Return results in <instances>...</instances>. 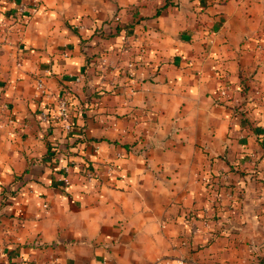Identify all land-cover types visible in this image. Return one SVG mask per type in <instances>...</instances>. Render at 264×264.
I'll return each mask as SVG.
<instances>
[{"label":"crops","instance_id":"0c3cea01","mask_svg":"<svg viewBox=\"0 0 264 264\" xmlns=\"http://www.w3.org/2000/svg\"><path fill=\"white\" fill-rule=\"evenodd\" d=\"M0 264H264V0H0Z\"/></svg>","mask_w":264,"mask_h":264},{"label":"built area","instance_id":"2783aa9c","mask_svg":"<svg viewBox=\"0 0 264 264\" xmlns=\"http://www.w3.org/2000/svg\"><path fill=\"white\" fill-rule=\"evenodd\" d=\"M31 12H36L38 10V5L33 4L31 5ZM28 5L27 4H21L18 5L17 11L21 14L28 13ZM35 97H45L48 98L51 95L46 91L45 84L43 81L38 80L35 84ZM56 108H55V114H53L52 119L53 120H59L61 122V127L65 131V133L71 132V124L69 120V112H68V99L65 96H57L56 98ZM40 119L43 121H48L49 116L46 110H42L40 113Z\"/></svg>","mask_w":264,"mask_h":264},{"label":"trees","instance_id":"16d2710c","mask_svg":"<svg viewBox=\"0 0 264 264\" xmlns=\"http://www.w3.org/2000/svg\"><path fill=\"white\" fill-rule=\"evenodd\" d=\"M60 124H61V123H60ZM60 124H59V125H60ZM66 134H67V133H66ZM67 136H69V135H66L65 137H67ZM76 141H77V140H76ZM76 141H74V142H72V143H69L68 146H73V145L76 143Z\"/></svg>","mask_w":264,"mask_h":264},{"label":"rangeland","instance_id":"374dc122","mask_svg":"<svg viewBox=\"0 0 264 264\" xmlns=\"http://www.w3.org/2000/svg\"><path fill=\"white\" fill-rule=\"evenodd\" d=\"M21 4H25L24 2H22V1H20L19 3H18V5L20 6ZM5 34H8L7 32H5ZM8 35H10V34H8Z\"/></svg>","mask_w":264,"mask_h":264}]
</instances>
